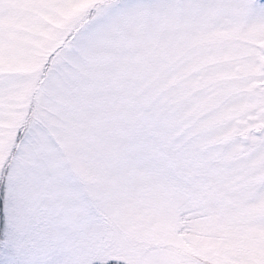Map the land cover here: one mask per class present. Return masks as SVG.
<instances>
[{
  "label": "snow or ice",
  "instance_id": "6c2138e0",
  "mask_svg": "<svg viewBox=\"0 0 264 264\" xmlns=\"http://www.w3.org/2000/svg\"><path fill=\"white\" fill-rule=\"evenodd\" d=\"M0 264H264V0H0Z\"/></svg>",
  "mask_w": 264,
  "mask_h": 264
}]
</instances>
